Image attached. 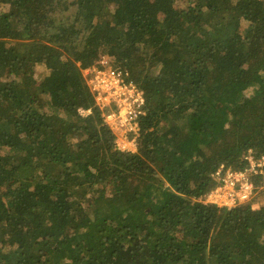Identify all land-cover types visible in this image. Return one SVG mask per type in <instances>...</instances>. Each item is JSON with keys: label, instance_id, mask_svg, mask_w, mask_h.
Returning <instances> with one entry per match:
<instances>
[{"label": "trees", "instance_id": "trees-1", "mask_svg": "<svg viewBox=\"0 0 264 264\" xmlns=\"http://www.w3.org/2000/svg\"><path fill=\"white\" fill-rule=\"evenodd\" d=\"M176 3L0 0V264H264V192L201 201L264 155V0ZM103 56L144 93L136 152L83 75Z\"/></svg>", "mask_w": 264, "mask_h": 264}, {"label": "built area", "instance_id": "built-area-1", "mask_svg": "<svg viewBox=\"0 0 264 264\" xmlns=\"http://www.w3.org/2000/svg\"><path fill=\"white\" fill-rule=\"evenodd\" d=\"M87 86L101 110L105 124L121 137L117 148L134 152L139 136V120L145 115L144 93L129 80L127 71L115 67L102 57L98 65L83 71ZM90 111L80 110L85 116ZM244 170L221 167L214 175L217 186L201 201L207 205L233 209L254 201L264 192V155L256 157L249 152Z\"/></svg>", "mask_w": 264, "mask_h": 264}, {"label": "rangeland", "instance_id": "rangeland-1", "mask_svg": "<svg viewBox=\"0 0 264 264\" xmlns=\"http://www.w3.org/2000/svg\"><path fill=\"white\" fill-rule=\"evenodd\" d=\"M176 5L178 6V8L182 7V5H183V0H177ZM5 11H8V7H7L6 5L0 6V13H1V12H5ZM103 57H104V56H103ZM111 63H112V62H111ZM114 66H115V65H114ZM37 71L40 72L41 69H37ZM115 136H116V135H115ZM120 139H121L120 136H119V137L116 136V141H115L116 146L120 143V141H121ZM132 150H133L134 152L137 151V139H136V147L133 148V146H132Z\"/></svg>", "mask_w": 264, "mask_h": 264}]
</instances>
